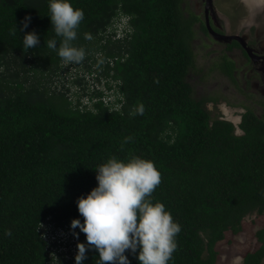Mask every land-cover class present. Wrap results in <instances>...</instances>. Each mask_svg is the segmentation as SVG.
Segmentation results:
<instances>
[{"label": "trees", "instance_id": "trees-1", "mask_svg": "<svg viewBox=\"0 0 264 264\" xmlns=\"http://www.w3.org/2000/svg\"><path fill=\"white\" fill-rule=\"evenodd\" d=\"M69 2L84 12L73 44L86 52L73 83L86 81L81 69L108 87L121 79L125 103L112 108L110 94L95 88L94 110L80 108L79 98L57 86L62 60L46 44L60 40L48 17L50 0H0V264H75V255L52 250L40 226L49 216L56 226L83 223L76 202L97 186V167L130 154L154 162L162 182L152 202L164 204L181 226L169 264H216L226 232L238 233L248 214L264 213V115L247 106L238 133L232 120L207 107L218 96L195 94L196 21L209 31L197 13L185 15L184 0ZM119 11L132 16V37L101 43ZM25 16L31 21L19 31ZM32 31L40 44L25 53L22 39ZM109 56L118 57L114 66ZM221 60L214 66L235 79L234 60L226 54ZM139 105L143 114L130 115ZM256 236L257 247L241 264L262 263L264 226ZM98 256L89 250L83 264H96Z\"/></svg>", "mask_w": 264, "mask_h": 264}, {"label": "clouds", "instance_id": "clouds-1", "mask_svg": "<svg viewBox=\"0 0 264 264\" xmlns=\"http://www.w3.org/2000/svg\"><path fill=\"white\" fill-rule=\"evenodd\" d=\"M48 7L51 27L60 37L59 44L55 38L46 42L47 48L56 51L62 60L61 77H56L57 86L63 90L69 89L67 94L74 99L79 98L78 106L82 109L94 110V103L98 100L93 95L95 88L110 94H106V97L116 102L112 108L121 109L126 99L121 79H113L109 84L111 87H108L102 80L98 82L95 72L81 69L79 76L86 77V81L82 85L73 83L77 77L75 70L86 57L85 49L73 44L84 20L83 10L74 9L69 0H50ZM131 19L130 14L119 11L104 31L101 43H106L109 37L131 38L134 33ZM30 21L31 16H25L19 31L28 28ZM17 31L15 25L10 34L15 35ZM85 38L92 37L86 34ZM22 40L25 53L40 44L35 31L26 32ZM101 52L98 49L94 57L101 58ZM125 55L128 56L127 53ZM116 60L117 56L107 58L110 66H114ZM143 112V105H139L130 115H142ZM130 140L131 137L124 139L121 150L123 144ZM95 172L97 186L76 202L83 223L73 219L71 225L56 226L49 216L41 224V233L51 241L52 250L62 252L67 257L75 255V264H83L87 252L92 249L99 254L96 264H131L126 255L128 252L136 257L139 264H169L178 248L176 237L181 226L166 211L164 204L152 202V194L162 182V175L154 162L131 154L126 160L112 156ZM77 228L85 234L86 243L80 238Z\"/></svg>", "mask_w": 264, "mask_h": 264}, {"label": "rangeland", "instance_id": "rangeland-1", "mask_svg": "<svg viewBox=\"0 0 264 264\" xmlns=\"http://www.w3.org/2000/svg\"><path fill=\"white\" fill-rule=\"evenodd\" d=\"M206 0H184L185 15L191 11L205 18ZM213 13L219 28L234 34L240 32L250 47L264 52V0H212ZM196 21V30L192 41L196 53L197 71L194 78V91L201 96H218V103L208 102L207 107L221 118L232 120L238 128L242 113L247 106L257 115H264V62L251 61L242 49L227 50V41L207 35ZM229 56L236 63L235 79L223 73V56ZM264 226V213L254 211L243 219L242 230L233 233L230 230L217 243L218 259L216 264H241L247 251L258 245L256 231ZM261 264H264V259Z\"/></svg>", "mask_w": 264, "mask_h": 264}, {"label": "flooded vegetation", "instance_id": "flooded-vegetation-1", "mask_svg": "<svg viewBox=\"0 0 264 264\" xmlns=\"http://www.w3.org/2000/svg\"><path fill=\"white\" fill-rule=\"evenodd\" d=\"M205 3H207V0H206ZM207 18H208L209 23L211 24V26H212V28H213V30H214L215 32H218V33H228L227 31H225V30L219 28L218 25H215V24H214V21H216V19H215L216 17H215V15H214V13H213L212 2H211V5H210V9H209L208 11H206V4H205V18H204V20L206 21ZM208 31H209V30H208ZM230 34H231V33H230ZM234 34H238V35L242 36V40L246 42L247 47H248V48L250 49V51H251V54H250V55L248 54V52H247V47H246L245 45H243L242 42H241L240 40H238V39H232L231 42H228V43H227V48H228L227 50H233L234 48H240V49H242L243 53L247 56V58H248L249 60H251V61H256V62H264V57H263V56H264V52L255 50V48H254L253 46L250 47V46H249V45H250V44H249L250 41H247L246 37H245L243 34H241L240 32H237V33H234ZM207 35H212V37H214V36H213V33H211L210 31L208 32ZM214 38H215V37H214ZM235 40H236L239 44H238V45H233L232 48H229V44H231V43L234 42ZM226 41H227V40H226ZM234 62H235V61H234ZM235 65H236V63H235Z\"/></svg>", "mask_w": 264, "mask_h": 264}, {"label": "water", "instance_id": "water-1", "mask_svg": "<svg viewBox=\"0 0 264 264\" xmlns=\"http://www.w3.org/2000/svg\"><path fill=\"white\" fill-rule=\"evenodd\" d=\"M211 2H212V0H207V3H206V11H208V10L210 9ZM206 22H207L208 30H209L211 33H213V36H214L215 38L223 39V40H225V41H226V40H227V41H230V40H232V39H238V40H240V41L242 42L243 45H245V46L247 47L246 42L242 40V36H240V35H238V34H228V33H218V32H215V31L213 30L212 26L209 24V20H208V18H207ZM247 52H248L249 55L251 54V51H250V49H249L248 47H247ZM263 57H264V56H263Z\"/></svg>", "mask_w": 264, "mask_h": 264}, {"label": "built area", "instance_id": "built-area-1", "mask_svg": "<svg viewBox=\"0 0 264 264\" xmlns=\"http://www.w3.org/2000/svg\"><path fill=\"white\" fill-rule=\"evenodd\" d=\"M88 102V99L85 101V103Z\"/></svg>", "mask_w": 264, "mask_h": 264}]
</instances>
